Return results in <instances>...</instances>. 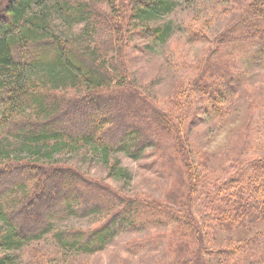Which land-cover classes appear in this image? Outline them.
Here are the masks:
<instances>
[{
    "label": "trees",
    "instance_id": "obj_1",
    "mask_svg": "<svg viewBox=\"0 0 264 264\" xmlns=\"http://www.w3.org/2000/svg\"><path fill=\"white\" fill-rule=\"evenodd\" d=\"M176 1L0 0V264H15L13 252L44 237L53 238L59 254L87 255L126 230L164 218L172 225L156 235L165 241L162 264H208L204 247L217 231L226 242L222 247L233 250L210 257L233 264L248 250L249 264H261L260 251L250 247L264 244V228L257 230L264 222V154L252 131L264 114L256 115L264 110V97L249 102L244 124L230 134L218 163L203 150L194 153L184 128L192 105L201 103L203 112L222 116L238 83L246 94L253 89L238 79L244 71L236 70L234 49L251 45L264 68V0H247L237 15V9L228 13L235 16L211 50L196 64L186 61L192 72L196 66L195 76L172 93L167 110L136 87L127 43L137 32L132 22H156L174 12ZM78 25L84 28L75 36L71 28ZM100 30L106 41H95ZM192 30L187 25L189 41L207 40L205 35L194 40ZM142 31L158 43L170 34L160 27ZM178 65H185L182 57ZM81 150L98 159L113 180L132 179L114 155L137 160L146 150L165 175L179 174L166 177L169 191L161 199L131 196L56 161L63 152ZM209 165L223 174L215 175ZM94 214L91 227L61 225ZM180 227L188 228V236L177 237ZM252 230L250 239L235 237Z\"/></svg>",
    "mask_w": 264,
    "mask_h": 264
},
{
    "label": "rangeland",
    "instance_id": "obj_2",
    "mask_svg": "<svg viewBox=\"0 0 264 264\" xmlns=\"http://www.w3.org/2000/svg\"><path fill=\"white\" fill-rule=\"evenodd\" d=\"M247 0H177L176 8L170 15H162L156 22L141 23L137 21L135 28L137 32L130 35L127 43V53L129 55V68L132 78L137 88L149 98H153L163 109H170L169 97L176 91L183 82L191 80L195 76L186 61L196 64L200 57L211 50L210 43L227 27V20H233L240 10L245 6ZM237 3V7L233 3ZM237 9V13L228 18V13ZM105 10V7H102ZM108 11V10H106ZM55 16L54 23L61 31V21ZM229 21V20H228ZM53 24V23H52ZM191 26L194 40L202 39L203 35L207 40L191 42V37L187 32V25ZM160 27L170 33L165 42L158 43L152 41L143 33V27ZM83 26L72 27V33L79 35ZM70 36H73L68 27L64 30ZM142 31V32H141ZM105 32L101 30L95 35V41H106ZM239 53L236 70L244 71L238 79L246 87L253 88L251 92L244 93V89L238 83L234 94L226 102L224 115L218 116L212 113L202 111V104L196 103L191 106V111H186V120L184 128V138L188 141L189 147L197 153V149L203 150L215 162L224 159L227 150V140L240 125H243L246 118V107L256 97H264V68L258 66L255 59L258 58L255 49L249 45L245 47L237 44L234 49ZM182 57L185 65L179 66L178 60ZM188 67V69H187ZM173 109V108H171ZM175 110V109H174ZM188 110V109H187ZM177 111V110H176ZM264 112L263 109L256 111V115ZM253 119L259 121L258 125L252 131L254 142L258 146V153L264 154V114H260ZM89 151L81 150L71 154L63 152L56 161L62 164L73 165L78 167L82 172L95 179L105 180L116 188H121L128 195L150 194L152 197L161 199L167 189L168 181L166 177L173 178L174 172L178 175V170H173L171 174L165 175L156 161L155 156L150 150H146L141 158L137 160L126 157L123 153L114 155L122 168L128 170L132 179L131 182H124L119 179H110L107 170L98 159L88 153ZM214 154V155H213ZM22 155L19 158H25ZM49 163V161H48ZM217 176L223 173L216 170L219 167H212ZM182 173V172H181ZM177 187H174L175 189ZM172 189V190H173ZM169 191V189L167 190ZM166 191V192H167ZM172 191H170V195ZM197 209L199 202L196 201ZM201 214V213H200ZM94 216L86 215L84 217L68 218L61 225L78 226L81 228L91 227L96 221ZM147 226L143 228H132L124 231L114 241L104 249L87 255H76L70 252L59 254L61 250L56 246L51 237H44L41 241L34 242L29 247H21L12 253L15 264H162L167 258L164 253L165 241L162 237H156L160 232L171 227L172 222L161 220L153 223L146 222ZM264 228V222L257 230ZM256 230L250 232L237 231L235 237L237 240L242 238L250 239ZM188 228H181L177 237L188 236ZM213 241L208 240L206 248L205 261L208 264H222L218 259L210 257V253L229 247H222L224 243L223 234L217 231ZM188 241H190L188 239ZM207 241V239H206ZM191 242V241H190ZM196 242L193 241L192 249H196ZM243 249L245 247H239ZM250 249L260 251L261 264H264V244L262 247ZM233 250V248H229ZM247 250V248H246ZM246 252L249 253L247 250ZM244 254L243 258H236L233 264H249V256Z\"/></svg>",
    "mask_w": 264,
    "mask_h": 264
}]
</instances>
